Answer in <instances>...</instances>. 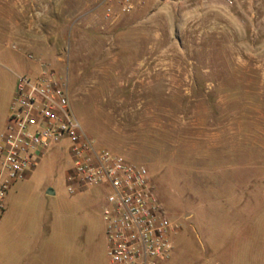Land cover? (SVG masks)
Returning <instances> with one entry per match:
<instances>
[{"label":"rangeland","instance_id":"374dc122","mask_svg":"<svg viewBox=\"0 0 264 264\" xmlns=\"http://www.w3.org/2000/svg\"><path fill=\"white\" fill-rule=\"evenodd\" d=\"M41 62L96 146L147 168L180 231L166 264H206L221 199L264 224V0H141L129 14L115 0H0V132L17 78ZM69 162L57 146L10 188L0 264H107L99 190L69 196ZM253 234L264 247V227Z\"/></svg>","mask_w":264,"mask_h":264},{"label":"built area","instance_id":"2783aa9c","mask_svg":"<svg viewBox=\"0 0 264 264\" xmlns=\"http://www.w3.org/2000/svg\"><path fill=\"white\" fill-rule=\"evenodd\" d=\"M123 14L141 0H115ZM246 0H220L228 8ZM112 8H106V15ZM37 75L17 78L0 135V218L10 188L26 179L52 149L66 144V191L98 189L107 264H163L177 229L168 219L146 167L97 147L74 115L64 81L44 63Z\"/></svg>","mask_w":264,"mask_h":264},{"label":"crops","instance_id":"0c3cea01","mask_svg":"<svg viewBox=\"0 0 264 264\" xmlns=\"http://www.w3.org/2000/svg\"><path fill=\"white\" fill-rule=\"evenodd\" d=\"M6 118L7 114L0 135ZM221 201H226L225 204L218 205H224V209L206 210L205 249L206 254L209 253V256L206 255V264H264V247L259 246V238L253 234L254 229L264 227V224L252 220L253 210L239 209L241 205L237 198L229 197ZM96 202L100 209V196Z\"/></svg>","mask_w":264,"mask_h":264},{"label":"water","instance_id":"95a60500","mask_svg":"<svg viewBox=\"0 0 264 264\" xmlns=\"http://www.w3.org/2000/svg\"><path fill=\"white\" fill-rule=\"evenodd\" d=\"M47 194H48V195H53V192H52L51 190H49V191L47 192Z\"/></svg>","mask_w":264,"mask_h":264}]
</instances>
